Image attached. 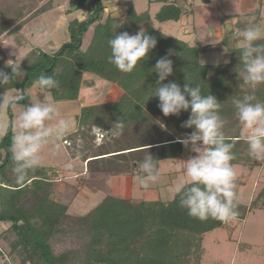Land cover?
<instances>
[{"label": "trees", "instance_id": "1", "mask_svg": "<svg viewBox=\"0 0 264 264\" xmlns=\"http://www.w3.org/2000/svg\"><path fill=\"white\" fill-rule=\"evenodd\" d=\"M53 1L0 0V40L7 36L19 37L18 33L47 12ZM147 1L162 5L153 18L149 11L138 13L130 0L123 15H108L101 21L102 11L108 5L105 6L103 0H92L93 11L83 20L75 19L68 24V41L52 52L34 47L20 60L26 75L18 78V82L0 88V93L5 94L8 88L22 89V101L26 102L27 87L39 76L49 74L60 83V87L52 92L58 101H77L86 74L117 86L121 91L118 100L82 108L77 117L76 133L82 139L93 141L94 127L110 132L112 125L123 118L126 121L124 134L112 136L122 149L106 154H115L113 157L120 159V170L123 169L120 174L135 176L139 162L147 153L158 160L160 168L162 161L177 160L189 151L177 142V137L193 131L181 127L190 111L182 112L178 117H165L158 107V98L148 100L151 87L156 86L158 79L153 68L157 60L168 56L173 62V75L165 83L176 82L183 87L187 78L188 82L201 87L202 94L215 96L222 103L225 138L235 145L232 164L248 170L259 167V163H252L231 104L232 97L242 96L246 89L235 72L236 67L239 69V50L227 48L228 33L220 45L230 51V62L203 65L200 57L210 45L193 46L156 26L194 15V0ZM202 2L208 5L213 1ZM83 3V0H72L71 7L78 9L84 6ZM227 18L223 15L221 23ZM237 19L230 36L251 21L246 16ZM253 21L261 23L262 18L259 16ZM114 24L120 25L118 32L130 35L143 28L157 40L148 58L132 73H121L108 61L110 48L107 42L115 34ZM90 31L92 33L86 39ZM7 61L8 57L0 47V70L10 74L11 69L5 67ZM255 95L264 101V87L256 90ZM12 135L10 126L0 140V223L9 226L0 233V264L14 257L19 260L18 264H201L204 236L225 227L224 222L218 220L200 221L190 217L180 207L177 195L170 201H147L108 193L87 214L74 219L68 214L71 204L55 198L58 194L56 180L50 178L47 168L40 166L25 183L17 184L10 153L4 155ZM130 150H136L138 155L130 152L131 155H125ZM263 196L264 183L257 198ZM255 200L251 202L254 209ZM247 211L238 201V220H244ZM70 224L77 226V233L85 232L87 240L81 249L56 252L52 240L71 230Z\"/></svg>", "mask_w": 264, "mask_h": 264}, {"label": "clouds", "instance_id": "2", "mask_svg": "<svg viewBox=\"0 0 264 264\" xmlns=\"http://www.w3.org/2000/svg\"><path fill=\"white\" fill-rule=\"evenodd\" d=\"M119 24L113 25L114 36L108 40L109 63L121 73H132L141 61L157 45V40L148 35L143 28L136 34L118 32ZM239 50V69L237 78L246 89L242 96H233L231 104L240 125V136L248 147L249 156L264 161V101L255 95L264 87V23L248 21L233 35ZM223 53H229L225 48ZM170 55V54H169ZM21 62L8 60L5 67L11 73L0 70V88L26 73ZM230 61L225 60V63ZM154 72L158 79L151 87L148 100L156 97L159 109L165 117L179 116L189 112V118L181 127L193 129L190 134L177 137L194 155L184 161L182 169L186 177L184 184L174 189L179 197V205L187 214L200 221L208 219L224 223L238 220V193L236 171L232 161L235 159V145L224 135L225 120L221 116L222 103L210 93L202 94L201 87L188 82L181 87L176 82H168L173 75V62L168 56L157 60ZM60 87L53 75H41L32 82L33 96L28 103H22V89L8 88L0 93V110L19 108V115L12 126L11 144L4 153H10L12 171L17 184H23L42 164V152L49 145L59 150L63 138L70 132L72 123L66 118L52 97V92ZM161 127H164L161 124ZM126 121L119 118L110 134L120 137L124 134ZM71 167V165H68ZM134 180L142 190H148L159 180L158 160L147 153L138 164V174Z\"/></svg>", "mask_w": 264, "mask_h": 264}, {"label": "rangeland", "instance_id": "3", "mask_svg": "<svg viewBox=\"0 0 264 264\" xmlns=\"http://www.w3.org/2000/svg\"><path fill=\"white\" fill-rule=\"evenodd\" d=\"M83 1V7L72 9V0H54L52 6L45 14L31 21L18 33L17 36L19 37L7 36L1 39L0 47L8 57V60L19 62L34 47H40L47 52L58 50L63 43L68 41V24L75 19L85 18L93 11L92 0ZM212 1V4L205 5L202 0H194L196 10L194 15L185 17L179 22L156 24L166 34L186 41L193 46L210 45V49L200 57V62L203 65L226 64L225 60L230 61L231 56L228 49L236 48V42L229 34L233 29V22L236 21V19H231L233 14L255 11L261 13L260 16L264 20V0ZM125 2L127 1L122 2L123 6H125ZM103 3L105 6L109 5L108 0H103ZM134 6L138 13L149 11L150 16L153 18L162 5L160 3H149L147 0H134ZM121 9L117 10V12ZM111 12L113 11H111L110 6L103 10L101 21L105 20ZM223 15L229 18L222 24ZM246 18L253 21L254 19L257 20L259 16L250 15L246 16ZM90 33L92 31L86 35V39L90 36ZM227 33L229 35L228 39H230L228 49L220 45ZM224 48L229 53L224 54ZM110 87L111 94L107 98H103L104 93ZM81 89L84 97L83 103L95 104L102 102L104 99H107V101L113 100L116 93L113 90L116 91L117 86L99 77L87 74L83 79ZM5 94L10 95L7 92ZM21 95L23 97L22 92ZM26 97V102L22 101V103H28L35 98L32 86L27 87ZM52 97L54 98V96ZM55 101L61 113L71 121L72 127L70 132L63 138L58 151L51 145L43 150L41 166L50 170V178L56 180L55 185L58 194L55 198L58 197L71 204L68 214L72 218L77 219L79 216L87 214L108 193L119 196L121 194L128 198L170 201L174 197V189L185 183L186 177L183 175L182 169L184 161L190 155H194L190 151L177 161L166 160L161 163L159 180L157 183L151 185L160 187L157 190L159 192L143 193V191L136 187L131 195L129 191L120 192L116 190L117 184L111 185L108 189L104 184L112 180L113 178L111 177H116L117 169L112 170V173L115 175L88 176L82 175L83 173L80 172L74 173V170L72 171L68 165L72 166L73 161H75L73 158L78 156V152L96 154L95 150L97 148L94 147L96 142L94 143L89 139L82 140L81 136L76 133V130L73 132L75 129L74 116L80 109L78 103L74 101ZM19 111V108L0 110V140L7 133L9 127H12L17 120ZM93 131L94 134L92 136L94 135V139L96 138L95 136L100 139L97 142L99 145L104 142L108 143L109 140L113 141L111 134L106 135L104 141L101 137L104 131L98 132L95 129ZM120 146L122 145H112V148ZM92 149L94 150L91 151ZM252 163H259L260 166L252 170L242 169L240 166L235 167L238 201L248 209L246 218L244 220L224 223L225 227L216 229L204 236V254L201 264H264V196L257 198L264 183V171H262L264 170V161L253 159ZM118 175L125 177V174ZM97 187L102 189L103 192L94 189ZM253 200L256 201L255 209L253 208L254 206H251ZM250 207L251 209L249 210ZM73 226L74 228L72 229ZM6 227L9 226L0 223V233ZM70 227L71 230L58 234L52 240L56 252L81 249L85 240H87L85 232L77 233L75 229L77 226L73 224H70ZM18 262L19 260L14 257L4 264H18Z\"/></svg>", "mask_w": 264, "mask_h": 264}, {"label": "crops", "instance_id": "4", "mask_svg": "<svg viewBox=\"0 0 264 264\" xmlns=\"http://www.w3.org/2000/svg\"><path fill=\"white\" fill-rule=\"evenodd\" d=\"M65 1V0H64ZM68 1V0H67ZM123 1H130V0H112V1H109V5L108 7L110 6L111 8V12L110 15L112 14V16H120V15H123L124 11H125V8H126V5H127V2L124 3L125 6H123ZM133 3H134V0H132ZM212 4V3H211ZM207 5V4H205ZM210 5V4H208ZM120 8H122L120 11L117 12V10H119ZM107 9V8H106ZM194 9H195V6H194ZM46 13V12H45ZM44 13V14H45ZM261 13L259 12H255V11H249L247 13H242V14H236V15H232V19H236L235 22H233V25L237 22V17L238 16H250V15H258L260 16ZM43 15V14H42ZM41 15V16H42ZM40 17V16H39ZM155 17V16H154ZM261 17V16H260ZM84 18H81L79 20H83ZM226 22V20H225ZM261 23H264V20L262 19V22ZM87 75V74H86ZM85 75V76H86ZM84 76V77H85ZM93 76V75H91ZM84 79V78H83ZM83 84V83H82ZM82 88V87H81ZM82 89L80 90V95H79V99L77 101H74V102H77L80 109L78 110L77 114L74 116L75 117V129L73 132H75V130L77 131L78 130V125H77V117L80 115L81 113V110L83 107H87V106H92V105H98V104H102V103H106V102H111V101H115V100H118L119 97L121 96V91L117 88V90H113L115 93V98L113 100H108L107 99H104L102 102H98V103H95V104H85L83 103L84 101V97H83V94H82ZM111 87L109 88L108 91H106L104 93V97L103 98H107L111 93ZM94 100V99H93ZM93 129L95 130H98V132H102L99 128L97 127H94ZM92 129V134H94V131ZM108 134H110V132H104L101 134V137L103 138V140L105 141V137L106 135L108 136ZM96 138L93 140V142L95 143L96 142V145H94V147L97 148L96 151V154H88V153H80L78 152V156L76 158H73L75 161H73V164L71 167H69L72 171L74 170V173L75 172H80V173H83L82 175H88V176H91V175H96V176H104V175H109V174H114L112 173V170L114 169H117L118 172H117V175L116 177H111L113 178L112 180H109L107 181L104 186L107 187L109 189V187L111 185H114V184H117V188L116 190L122 192V191H129V193L131 194L132 191L134 190V188L138 187L135 180H134V177L135 176H130V177H122L118 174L121 173V164L120 163V159H117L116 156L113 157V155L115 154H109L107 155L106 153H109L111 151H118V150H121L122 148H119V147H113L112 148V145H117V143L115 141H112V140H109L108 143L107 142H104L102 143L101 145H99L98 140L99 137L95 136ZM82 139V138H81ZM82 140H85V139H82ZM102 140V142H103ZM67 141V140H65ZM113 149V150H112ZM94 149H92L91 151H93ZM89 151V150H88ZM128 154L125 153V155H131V154H135L137 151H126ZM131 154H130V153ZM97 155V156H96ZM136 155H138L136 153ZM136 155L134 157V159L136 160ZM182 158V156L180 157ZM179 158V159H180ZM177 159V160H179ZM177 160H172V161H177ZM166 161V160H164ZM162 161V162H164ZM161 162V163H162ZM93 163V165H92ZM161 163H160V167H161ZM129 164H131L129 162ZM91 167V168H90ZM235 168V167H234ZM243 169V168H242ZM64 170V169H63ZM65 171V170H64ZM264 171V170H262ZM260 172V171H259ZM237 174V173H236ZM115 175V174H114ZM159 175H160V168H159ZM67 176V175H66ZM91 179V178H90ZM114 180V181H113ZM124 184V185H123ZM160 187L158 186H150V188L148 190H142L138 187L139 190L143 191V193H149V192H154V191H157L159 190ZM94 189H97L98 191H101L103 192L102 189L100 188H94ZM159 192V191H157ZM132 195V194H131ZM175 195V194H174ZM120 196H123L120 194ZM134 198V197H132ZM138 199H143V198H138ZM103 200V199H102ZM147 200V199H145ZM147 201H156V200H147Z\"/></svg>", "mask_w": 264, "mask_h": 264}]
</instances>
